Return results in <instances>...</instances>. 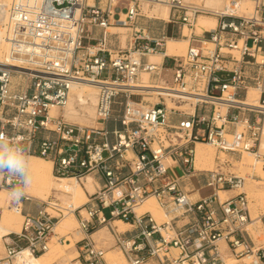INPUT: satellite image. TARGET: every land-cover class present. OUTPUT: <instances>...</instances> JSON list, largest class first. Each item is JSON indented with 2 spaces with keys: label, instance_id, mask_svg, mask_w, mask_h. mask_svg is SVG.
Wrapping results in <instances>:
<instances>
[{
  "label": "built area",
  "instance_id": "2783aa9c",
  "mask_svg": "<svg viewBox=\"0 0 264 264\" xmlns=\"http://www.w3.org/2000/svg\"><path fill=\"white\" fill-rule=\"evenodd\" d=\"M227 1L240 13L197 0L0 1L9 56L0 63V144L49 160L55 178L90 176L96 184L73 209L53 196L14 200L19 179L0 172L2 205L22 215L20 230L0 237V264L23 250L46 253L69 212L81 237L68 264H108L93 237L100 229L123 264H264V214L251 218L246 178L232 171L243 154L264 170V0ZM143 4L166 5L167 21L143 14ZM201 16L215 26L196 34ZM154 21L176 26L187 40L182 55H165L168 37L164 27L154 35ZM155 55L161 60L150 61ZM80 83L96 87L95 126L63 116ZM145 85L159 92L136 87ZM197 143L215 150L214 169L195 168ZM204 189L211 193L201 196ZM33 201L37 213L23 214Z\"/></svg>",
  "mask_w": 264,
  "mask_h": 264
},
{
  "label": "bare ground",
  "instance_id": "6f19581e",
  "mask_svg": "<svg viewBox=\"0 0 264 264\" xmlns=\"http://www.w3.org/2000/svg\"><path fill=\"white\" fill-rule=\"evenodd\" d=\"M2 3L6 4L10 0H0ZM197 2H202L205 5H209L213 8L214 11L219 12L221 10H228V11H234L235 13H240L239 9H234L231 8L230 4L228 3L227 0H197ZM159 7H156L152 10H149L146 8L145 5L141 6L142 11L147 13V16L150 17H155L161 20L166 21L168 19V9L166 5H158ZM241 9L247 7L248 10L247 12L250 11L251 5L249 3H241ZM196 30L198 33L202 32L203 29H212L215 26V18L210 17V16H201L198 18L197 23H196ZM119 30V29H118ZM122 30V29H120ZM183 36H188V33H185V30H183ZM187 45V40L182 39L179 41H173V40H168L165 43V55L166 56H171V55H178V54H183L185 51ZM0 47H1V54L2 57L0 58V63H5L8 61L9 56H8V46L7 44L0 39ZM157 57H162L161 55H155ZM154 57V56H151ZM11 65V64H8ZM138 88H143L140 86H136ZM149 90H156L155 88L148 86ZM96 87L92 84L89 83H80L78 85H74L71 87L69 91V96L67 99V102L63 108V116L67 121H70L72 123L81 125V126H92V125H97L95 123V119L93 116H95V104H96ZM159 92V91H158ZM152 93V92H149ZM75 105L80 108V110L88 116V118L92 119V122L88 124L84 120H82L79 113V109L76 110ZM54 110H51L52 114H55L53 112ZM56 112V111H55ZM94 113V115H93ZM202 146H206L207 149L205 148L204 150H208L210 148L208 144L206 143H197L195 145V168L198 170H212L214 169V157L207 152H204L202 150ZM209 151V150H208ZM210 152V151H209ZM29 163H30V183L28 187L25 189V194L31 198H38L40 201L41 198H45L46 194L43 193L41 189H45L46 191L52 190L58 193L62 194H71L73 196V193L75 194H80L81 196L84 195V199L86 200V192L87 193H92V186L94 187L95 183L90 176H85L81 181H76L75 179L72 178H55V182L50 180L51 174L50 169H51V162L48 160L46 161L45 159L41 157H32L29 156ZM254 162V161H253ZM256 163V162H254ZM236 164L239 165L240 169L245 170V165L247 166L246 163H244V160H239L236 162ZM257 164V163H256ZM259 169V166L257 167ZM261 169V168H260ZM259 172L264 173V170H260ZM254 176H252L253 179ZM52 178V177H51ZM92 179V180H91ZM260 179V178H259ZM261 180V179H260ZM92 181V184H91ZM253 181H258L254 180ZM92 190V191H91ZM50 192V191H49ZM223 192H220L219 195L223 196ZM7 199V193L1 192L0 194V202L3 204V202ZM47 199V198H46ZM79 200V199H78ZM153 200V199H152ZM151 199L147 202V206L150 208V211L152 212L153 216L157 220H161L163 218L162 214L158 210H154L155 202L153 203ZM261 205L262 208H264V196L260 197ZM85 202V201H84ZM77 203V206L75 207L73 204V209L74 208H79L83 205V203ZM6 210L2 211V216L0 220V237L6 233L9 232H16V226L11 221L10 218H6ZM13 212V211H12ZM14 213L15 218L19 221L21 219V215L19 213ZM261 214H264V212H258L256 216V211L255 210H250V215L252 219H258ZM74 218V215L72 212H69L63 219L59 221V223L56 225V230L58 228H62L64 223H67L66 219ZM17 224V223H16ZM116 224L122 225L120 222H116ZM104 229H100L96 233H94L93 237L96 241H106L108 240V237L103 234ZM77 235L79 233L77 232ZM70 247L72 246L69 245ZM50 252L47 251L46 253L34 257L30 255L26 250H23L19 253V255L14 259L13 263L17 261L18 264H34L35 261L38 259L40 260V264H46V256ZM105 258L108 261V264H123V259L120 255L119 252H114V250H109L105 252ZM6 264V263H3ZM39 264V263H38Z\"/></svg>",
  "mask_w": 264,
  "mask_h": 264
},
{
  "label": "rangeland",
  "instance_id": "374dc122",
  "mask_svg": "<svg viewBox=\"0 0 264 264\" xmlns=\"http://www.w3.org/2000/svg\"><path fill=\"white\" fill-rule=\"evenodd\" d=\"M143 5H145V4H143ZM145 6L149 10H152V9H154L156 7H159L158 5H154V6L145 5ZM143 14H144V12H143ZM145 15L147 16V13H145ZM148 17H150V16H148ZM152 23H154V25H156V26H162L164 24V22H162V21H154ZM165 25L167 27H169L167 29V33H166L167 37H168V40H169V37L170 38L174 37L173 39H170V40H173V41L182 40V39H179L177 37L178 32H177L176 26H172V25L170 26L168 24H164V26ZM195 28H196V26L194 27L193 32H195L196 34H200L201 32L198 33V31ZM183 30H185V33H189L186 29H183ZM109 31H113V30H109ZM119 31L121 33H123V34L125 32L124 30H120V29H119ZM166 41H167V39H166ZM186 48H187V45H186ZM186 48H185V50H186ZM1 57H2V54H1V47H0V58ZM165 66L166 67H170L171 63L169 61H167ZM143 82L148 83V76L147 75L143 76ZM145 101L153 104V103H155L157 101V99H156V97L154 95H151V96L148 95V96H145ZM75 108H76V110H78V109L80 110V108L77 107V105H75ZM185 108H187V107H185ZM53 110H54L53 112L55 113L56 109H53ZM79 113L81 114L80 115L81 117H79V118H81L82 120L85 119L84 121L87 122L88 124H90V122H92V119L88 118V116L86 114H84L81 110L79 111ZM93 115H94V113H93ZM93 117L95 119V116H93ZM92 126H94V125H92ZM201 148H202V150L204 152L210 153L215 158L216 152L211 146L208 147V148H210V149H208L210 152L208 150H204L205 148L207 149L206 146H202ZM32 157H38V156H32ZM45 160L48 161L47 159H45ZM239 160H241V161L244 160V163L247 164V166L245 165L246 169L245 170L240 169L239 165L235 163L234 164L235 167L233 168L232 171H234L238 175L243 176V177L246 178V190H247L248 198H249V201H250L249 202V208H250V210H255L256 211V216H257L258 212H261V211L264 212V208H262V205H261L262 201L260 200V197L264 196V173L259 172L260 167H259V169L257 168L259 165L254 163L253 159L250 156H248L246 154H243L241 157H239L237 159L236 162H238ZM50 166H51L50 173H52V164ZM168 175L171 178H175L178 175H180V169L177 166H173L171 169L168 170ZM53 176L51 174L52 178L50 177V180L52 182L53 181L55 182V179H54ZM252 176H254L253 177L254 180H258V181H253ZM191 182H192L194 188L197 189L198 185L196 184V179H192ZM91 184H92V181H91ZM41 190L43 191V193L46 194L45 198H41V200L42 199L46 200V198H49V197L53 196V197L59 199L62 203H65V204H73L74 205V200H75V203H82V202L85 201L84 195L81 196L80 194H78V195L75 194V197H73L71 194H68V195L67 194H62V193H58V192H55V191H52V190L46 191L44 188L41 189ZM93 191H94V189H93ZM210 193H211L210 189H204V190L199 192V194L201 196L208 195ZM34 199H38V198L35 197ZM153 203H154V201H153ZM2 206L4 208V205H2ZM74 206L76 207L77 204H75ZM4 209H3V211H4ZM153 209L155 210V206H154ZM5 210H6L5 212H7L6 213V218H10L11 221H13V223L16 226V232H18L20 230V227H21L22 218L18 221L15 218L14 213L12 211H10L8 209H5ZM105 214L107 215V212H105ZM67 220H69V221H67ZM66 221H67V223H64L62 228H59V230L55 229L56 233L59 235V237H57V239H60V240L62 239L63 242L62 243H58L57 239L56 240L53 239V243L50 244V247H49V250H48L50 253L46 256V264H68L69 261H71L76 256L74 251L73 252L69 251V247H70L69 245L72 244V242L71 243L68 242V241H71L70 238H69V235L73 234V239L74 240H78L81 236L77 235V233H76L77 232V223H76L75 219L71 217L70 219H66ZM117 225H118L119 229H121V230L125 228V226H123V225H120V224H117ZM102 232H103V234L105 236L108 237V240L102 241V242L97 241V243L103 244L104 247H106L109 250H114V252H118L116 249H114L112 247V240H111L110 236L108 235L107 231L104 229ZM0 247H1V243H0ZM40 260H38L35 263H39L40 264Z\"/></svg>",
  "mask_w": 264,
  "mask_h": 264
},
{
  "label": "clouds",
  "instance_id": "9594fccd",
  "mask_svg": "<svg viewBox=\"0 0 264 264\" xmlns=\"http://www.w3.org/2000/svg\"><path fill=\"white\" fill-rule=\"evenodd\" d=\"M0 172L18 177L20 183L12 187L9 194L16 201L22 199L30 183V163L27 153L23 149L11 145L5 148L0 144Z\"/></svg>",
  "mask_w": 264,
  "mask_h": 264
},
{
  "label": "crops",
  "instance_id": "0c3cea01",
  "mask_svg": "<svg viewBox=\"0 0 264 264\" xmlns=\"http://www.w3.org/2000/svg\"><path fill=\"white\" fill-rule=\"evenodd\" d=\"M168 25H172V26H175V25H173V24H168ZM162 27H164V30L166 31V33H167V29L169 28V27H167L166 25L164 26V25H162V26H156V25H154V23H152V28H153V33H154V35H158L159 33H160V31H161V29H162ZM174 37H172V38H170L169 37V39H173ZM168 39V38H167ZM166 48V47H165ZM178 55H181V54H178ZM159 60H161V58L160 57H157V56H154V57H150V61H159ZM168 60H164V62H167ZM140 87H143L144 89L142 90L143 92H146V93H149V92H158L157 90H149V89H147L148 88V85H145V86H140ZM91 178V177H90ZM95 186H96V184L94 185V187L92 186V190L93 189H95ZM90 193V192H89ZM85 194H87V192L85 193ZM73 197H75V193H73ZM39 200V199H38ZM75 204H77V203H75V200H74V205ZM22 209H23V214H29V215H35L36 213H37V211H38V204L36 203V202H24L23 203V205H22ZM1 216H2V214H1ZM22 216V215H21ZM74 219H75V221L77 220V215L76 214H74ZM77 222V221H76ZM58 230H59V228H58ZM55 233H56V231H55ZM77 233V232H76ZM57 237H59V235L56 233V235H54V237L52 238V241H51V244L53 243V239H55V238H57ZM69 238H70V240L71 241H68V242H72V246L71 247H69V251L70 252H75V254H76V256L72 259V260H74L76 257H77V240H74L73 239V234H71V235H69ZM66 242V241H65ZM69 244V243H68ZM38 261V259L35 261V262H37ZM70 262V261H69ZM14 264H18L17 263V261L16 262H14ZM34 264H38V263H34Z\"/></svg>",
  "mask_w": 264,
  "mask_h": 264
}]
</instances>
